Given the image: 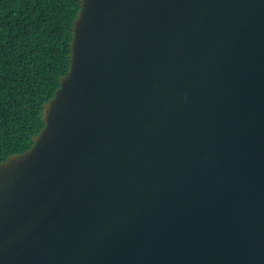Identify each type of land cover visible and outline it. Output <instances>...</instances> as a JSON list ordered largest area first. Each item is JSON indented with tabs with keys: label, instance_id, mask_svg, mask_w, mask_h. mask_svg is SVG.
<instances>
[{
	"label": "water",
	"instance_id": "1",
	"mask_svg": "<svg viewBox=\"0 0 264 264\" xmlns=\"http://www.w3.org/2000/svg\"><path fill=\"white\" fill-rule=\"evenodd\" d=\"M79 1L0 264H264V0Z\"/></svg>",
	"mask_w": 264,
	"mask_h": 264
},
{
	"label": "trees",
	"instance_id": "2",
	"mask_svg": "<svg viewBox=\"0 0 264 264\" xmlns=\"http://www.w3.org/2000/svg\"><path fill=\"white\" fill-rule=\"evenodd\" d=\"M79 0H0V162L33 144L70 68Z\"/></svg>",
	"mask_w": 264,
	"mask_h": 264
}]
</instances>
